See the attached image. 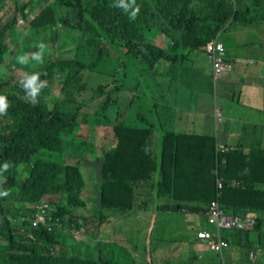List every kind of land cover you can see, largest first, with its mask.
Segmentation results:
<instances>
[{"label": "trees", "instance_id": "16d2710c", "mask_svg": "<svg viewBox=\"0 0 264 264\" xmlns=\"http://www.w3.org/2000/svg\"><path fill=\"white\" fill-rule=\"evenodd\" d=\"M13 7L8 14L0 0V264H180L177 242L157 237L158 221L192 213L212 232L205 215L212 201L248 221L220 232L229 246L210 264H264V151L220 145L221 111L220 118L213 111L209 134L180 130L178 119L161 114L166 79L183 80L176 64L205 54L233 24L264 22V0H13ZM19 19L28 21L27 38L11 43ZM88 70L104 83H89ZM86 165L94 216L76 213L88 206ZM37 212L45 221L34 226ZM197 231L191 245L201 241Z\"/></svg>", "mask_w": 264, "mask_h": 264}, {"label": "crops", "instance_id": "0c3cea01", "mask_svg": "<svg viewBox=\"0 0 264 264\" xmlns=\"http://www.w3.org/2000/svg\"><path fill=\"white\" fill-rule=\"evenodd\" d=\"M230 28L221 35L220 42L233 71L213 81L206 55L198 52L189 54V58L176 64L178 71L182 69V82L166 79L165 108L161 107V114L178 119L174 123H178L180 130L198 129L209 134L214 130L213 111H221L224 121L216 128L220 145L241 143L249 150L260 148L264 151V22L249 26L233 24ZM158 44L161 48L167 47V39L162 38ZM164 71H167L166 67ZM176 77L178 73L173 78ZM166 215L158 221L160 233L157 237L177 242L176 262L192 264L190 260H194L210 264L209 260L216 258L204 250L202 244L191 245L194 236L189 238L188 235L195 234V231L190 230L188 222ZM155 218L156 215L152 218L151 214L148 231ZM198 219L205 221L204 217ZM202 251L209 255H199Z\"/></svg>", "mask_w": 264, "mask_h": 264}, {"label": "built area", "instance_id": "2783aa9c", "mask_svg": "<svg viewBox=\"0 0 264 264\" xmlns=\"http://www.w3.org/2000/svg\"><path fill=\"white\" fill-rule=\"evenodd\" d=\"M21 21L22 20L19 19V22ZM205 54L211 66L213 81H216L221 76L227 75L233 71L232 64L226 61L224 47L216 37L206 45ZM215 116L216 118H220V112L215 110ZM221 186L222 184L220 183L218 187L221 188ZM41 211L45 212L44 207L41 208ZM205 215L207 216L208 224L213 227V231L199 230L196 232V236L199 240L203 241L210 250L217 252L218 254H222L223 250L229 246V242L221 239V231L234 228H244L247 226V224H244L243 222L248 221L247 219L243 220L237 216L228 215L217 201L211 202ZM44 216L43 213L37 212L33 219V225L36 226L39 222H44ZM253 256L254 253H251L250 257L253 258Z\"/></svg>", "mask_w": 264, "mask_h": 264}, {"label": "rangeland", "instance_id": "374dc122", "mask_svg": "<svg viewBox=\"0 0 264 264\" xmlns=\"http://www.w3.org/2000/svg\"><path fill=\"white\" fill-rule=\"evenodd\" d=\"M6 2H7V4H8V14H11L12 12H13V10H14V7H13V0H5ZM28 0H20V2L21 3H26ZM30 1V0H29ZM32 18V17H31ZM22 21L21 22H17L18 24L16 25V30H15V32H16V34H14V35H10L9 36V41L11 42V43H16V42H20V41H26V38H27V33H26V29H27V27H28V21L26 20V19H21ZM159 43V42H158ZM107 48L108 49H110L111 50V48L109 47V46H107ZM111 52H113L112 50H111ZM124 58H126V57H124ZM85 78H89L90 80H88L89 81V83H92L93 84V86L94 87H96V86H98V85H100V84H103L104 83V80H105V77L103 76V75H101V74H99L98 72H97V70L95 71V72H91V71H87L86 73H85ZM54 93L55 94H58V92L57 91H54ZM150 101H151V99H149ZM163 108H165V106H163ZM178 124V123H177ZM214 126H215V124H214ZM171 127H174V126H171ZM81 129L82 130H84V132L86 133V128L84 127V126H82L81 127ZM182 130H184V129H182ZM102 133H104L105 135H108V132H106V130H103L102 128L99 130V132H98V134L100 135V134H102ZM97 145H98V150H99V152L101 153L102 152V150H103V148L105 147V145H103L102 144V141H101V139H98L97 140ZM36 159V158H35ZM84 170H85V176H86V178H87V185H86V188L84 189V191H82V198H84L86 201H87V203H88V206L86 207L87 209H77L76 210V213H78L79 214V212L80 213H82V214H92L93 215V212H92V210H91V207L93 208V205H92V201H93V199H95L94 198V196H93V190H92V188H93V184H94V180L92 179V166H88V165H86L85 166V168H84ZM98 173V172H97ZM153 195H154V192H153ZM153 195H152V191H151V194H150V197H149V199L147 200V201H149V203L152 201V197H153ZM57 198H58V196H57ZM162 202V198H160V203ZM160 203H159V205H160ZM148 205H151V204H148ZM155 205H157V202H156V200H155ZM88 208H89V210H88ZM156 214L155 213H152V218H154V216H155ZM228 215H230V214H228ZM94 216V215H93ZM166 216H168V217H170V218H181L182 220H184V221H186V222H188V225L190 226V230L191 231H195V230H197V229H199V230H204L203 228H208L207 227V225H206V222L205 221H203V222H200L199 221V217L200 216H195L194 214H192V213H184V212H174V213H171V214H167ZM187 217L186 219H184V217ZM230 216H233V215H230ZM88 228H90V226H89V224H88ZM159 228L160 229H162L163 227L162 226H159ZM91 229V228H90ZM193 236H194V234L193 233H191V234H189L188 235V237L189 238H193ZM88 239H91V240H93L92 238H90V237H88V236H86ZM74 243H76V242H74ZM73 243V244H74ZM202 244L203 246H204V250H207L209 253H211V254H213L214 255V257H216V255H218V253L217 252H214V251H212V250H210L208 247H207V245L205 244V243H203V242H201V241H199L198 242V244ZM197 247V246H196ZM185 250H188V248L187 247H185L184 248ZM208 252H204V251H202V252H200V254L199 255H201V254H206L207 256L209 255V253ZM218 260L220 261L219 263H217V264H222V262H221V259L220 258H218ZM193 261V262H192ZM191 262H192V264H201L200 262H194V260H192ZM188 264V263H187Z\"/></svg>", "mask_w": 264, "mask_h": 264}, {"label": "clouds", "instance_id": "9594fccd", "mask_svg": "<svg viewBox=\"0 0 264 264\" xmlns=\"http://www.w3.org/2000/svg\"><path fill=\"white\" fill-rule=\"evenodd\" d=\"M21 20V19H20ZM19 21V20H18ZM3 170L2 169H0V172H2ZM40 207L42 208V207H44V205H41L40 204ZM77 232V229H75V231H74V233H76Z\"/></svg>", "mask_w": 264, "mask_h": 264}]
</instances>
